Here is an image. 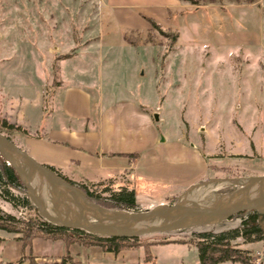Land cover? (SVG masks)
Returning a JSON list of instances; mask_svg holds the SVG:
<instances>
[{"label": "rangeland", "instance_id": "374dc122", "mask_svg": "<svg viewBox=\"0 0 264 264\" xmlns=\"http://www.w3.org/2000/svg\"><path fill=\"white\" fill-rule=\"evenodd\" d=\"M250 1L157 0L119 9L107 8V0H0V132L13 142L36 134L22 122L21 111L48 109L60 67L70 82L84 83L109 101L133 100L151 114L167 157L155 155L160 169L147 166L143 172L187 187L212 178L264 175V0ZM4 121L14 129H4ZM104 187L117 185L103 182L95 193L104 197ZM23 191L21 182L20 190L8 188L0 211L21 221L39 216L32 204L29 210L9 202L31 203ZM178 194L162 200L139 194L135 202L147 210ZM18 237L0 232V264L23 258L26 263L30 256L36 264L59 262L50 241L24 246ZM187 239L153 234L140 241ZM61 247V255L79 264H151L143 262L142 249L114 254L96 246ZM149 251L154 264H198L191 246L155 245ZM255 251V264H264V251Z\"/></svg>", "mask_w": 264, "mask_h": 264}, {"label": "crops", "instance_id": "0c3cea01", "mask_svg": "<svg viewBox=\"0 0 264 264\" xmlns=\"http://www.w3.org/2000/svg\"><path fill=\"white\" fill-rule=\"evenodd\" d=\"M155 1L107 0L105 5L107 8L139 9ZM162 1L165 4L176 2ZM70 59L73 58L67 61ZM57 68L59 85L48 109L38 111L31 108L29 111L25 107L21 111L22 122L35 129L36 134L25 135L13 143L38 164L53 169L73 185L110 182L117 185L116 190L120 187L132 189L135 198L141 194L159 200L181 193L189 185L173 184L165 178L143 172L147 166L154 171L160 169L154 167L155 155H161L162 147L154 132L151 114L140 111L133 100L113 102L103 99L99 93H92V88L86 84L72 83L64 78L60 67ZM29 113L35 115L34 120L30 119ZM180 150L182 152V148ZM162 153L167 157L165 152ZM51 243L50 247L55 248L52 256H63L60 253L61 246L65 250L64 244L59 241ZM235 244L239 249L254 251L256 256L259 253L255 250L264 251L260 242L243 244L239 241ZM49 255L45 254L44 258Z\"/></svg>", "mask_w": 264, "mask_h": 264}, {"label": "water", "instance_id": "95a60500", "mask_svg": "<svg viewBox=\"0 0 264 264\" xmlns=\"http://www.w3.org/2000/svg\"><path fill=\"white\" fill-rule=\"evenodd\" d=\"M156 119V116L154 115ZM0 159L15 172L38 215L51 225L79 230L97 238H138L198 227L217 226L233 216L264 219V175L212 178L186 187L170 205L140 212L107 209L93 203L80 188L38 164L0 133ZM232 189L228 193H220Z\"/></svg>", "mask_w": 264, "mask_h": 264}, {"label": "trees", "instance_id": "16d2710c", "mask_svg": "<svg viewBox=\"0 0 264 264\" xmlns=\"http://www.w3.org/2000/svg\"><path fill=\"white\" fill-rule=\"evenodd\" d=\"M179 1L186 2L190 0ZM232 1L238 2L240 0ZM246 1L251 2L250 0ZM147 22L152 26H156L150 19H147ZM171 37L172 39L175 38L174 36ZM2 127L7 130L14 129V127L7 124L6 121L2 123ZM48 169L53 171L51 168ZM53 172L56 173V175L61 179L67 181L57 172ZM70 184L73 185L72 183ZM100 184H78L73 186L80 188L93 203L98 204L101 207L107 208L101 204L106 203L112 206L107 209L122 210L127 212L143 211L135 202V196L132 189L120 187L117 190H111L110 188L104 187L101 193L105 195L102 197V195L98 193L96 194L94 191V189L97 186H100ZM10 187L20 190V182L13 169L0 159V196H2V194H8V188ZM231 190L232 189H225L220 193H228ZM174 199L175 197L172 200L167 201V205L172 204ZM8 200L14 205H16L15 201H20L23 208L31 210V203L28 198H22L20 200H17V198H10ZM256 218L257 215L255 212H249L245 216H233L228 221L237 220L239 223L222 230H214L216 228L215 226L198 227L168 234L171 237L186 234L189 236V239L187 240L146 242L140 241L142 237H92L79 230H69L51 225L39 216L29 217L27 220L21 221L0 211V232L19 236L17 240L22 242L24 246L30 245L32 240L41 239L51 242L59 241L64 244L65 248L72 244L83 247L96 246L99 247L103 252L114 254L123 250H134L141 248L143 251V262H148L151 264H154V262L149 248L155 245L164 244L191 245L196 250L198 264H222L227 262L231 264H255L257 257L251 251L239 249L238 245H234L231 242L237 239H240L243 244H253L260 242L264 248V235L256 224ZM251 221H255V223L251 224ZM24 262L25 261L23 258L17 262L8 264H23ZM24 264H36L35 258L30 256L28 261ZM54 264L79 263L74 261L69 254H64L59 258V262Z\"/></svg>", "mask_w": 264, "mask_h": 264}]
</instances>
